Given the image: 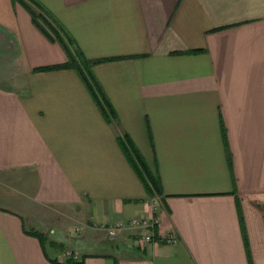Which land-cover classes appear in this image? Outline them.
Returning <instances> with one entry per match:
<instances>
[{"label": "crops", "instance_id": "crops-1", "mask_svg": "<svg viewBox=\"0 0 264 264\" xmlns=\"http://www.w3.org/2000/svg\"><path fill=\"white\" fill-rule=\"evenodd\" d=\"M24 1L113 59L93 73L116 118L74 69L34 70L66 54L0 0V264H264V0ZM150 216L146 242L128 221Z\"/></svg>", "mask_w": 264, "mask_h": 264}, {"label": "trees", "instance_id": "trees-1", "mask_svg": "<svg viewBox=\"0 0 264 264\" xmlns=\"http://www.w3.org/2000/svg\"><path fill=\"white\" fill-rule=\"evenodd\" d=\"M28 1L37 9L39 8L40 10H42V6L37 1ZM19 2L22 3V5H24L30 12L34 23L39 29L42 30L44 33H47L51 39H55L60 43L67 58L65 62L44 67H38L34 70L50 71L64 68L74 69L79 75L80 79L84 82L88 92L92 96L104 119L107 122L114 120L116 118L115 110L112 104L110 103L107 95L103 91L99 81L93 73V67L96 64L111 61L113 59L86 58L81 53L80 49L78 48L72 37L68 35L62 29V27L59 26V29H57L42 17L40 11H35L24 0H19ZM46 30L49 31L51 35ZM118 143L122 151L124 152L126 158L134 168L135 172L141 178L148 196L161 195L162 189L157 176H155L154 173L150 170L143 156L141 155L135 144L132 142V140L128 137V135L124 134L122 138H118ZM71 259L73 260L72 256H70L68 260L65 261L63 264H75L82 261V259H80L79 261H71Z\"/></svg>", "mask_w": 264, "mask_h": 264}, {"label": "built area", "instance_id": "built-area-1", "mask_svg": "<svg viewBox=\"0 0 264 264\" xmlns=\"http://www.w3.org/2000/svg\"><path fill=\"white\" fill-rule=\"evenodd\" d=\"M123 225L124 224L121 222L107 224L105 227L107 235L110 238H115L118 235L119 231L123 229ZM128 225L133 228L147 230V233L142 236V239L148 242L155 237V229L158 225V220L154 216L146 218H132L128 221ZM160 240L167 242H175L176 239L173 234H168L162 236ZM73 258H76V256H73Z\"/></svg>", "mask_w": 264, "mask_h": 264}, {"label": "rangeland", "instance_id": "rangeland-1", "mask_svg": "<svg viewBox=\"0 0 264 264\" xmlns=\"http://www.w3.org/2000/svg\"><path fill=\"white\" fill-rule=\"evenodd\" d=\"M106 230V229H105ZM69 254V253H68ZM68 257H70V254L68 255Z\"/></svg>", "mask_w": 264, "mask_h": 264}]
</instances>
